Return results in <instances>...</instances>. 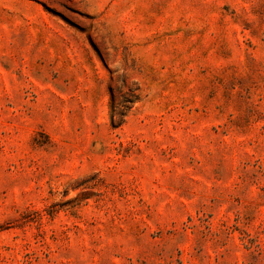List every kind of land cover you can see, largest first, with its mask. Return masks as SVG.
<instances>
[{
    "label": "rangeland",
    "instance_id": "1",
    "mask_svg": "<svg viewBox=\"0 0 264 264\" xmlns=\"http://www.w3.org/2000/svg\"><path fill=\"white\" fill-rule=\"evenodd\" d=\"M0 264H264V0H0Z\"/></svg>",
    "mask_w": 264,
    "mask_h": 264
},
{
    "label": "trees",
    "instance_id": "2",
    "mask_svg": "<svg viewBox=\"0 0 264 264\" xmlns=\"http://www.w3.org/2000/svg\"><path fill=\"white\" fill-rule=\"evenodd\" d=\"M109 99H110V108H111V125L114 128L120 127L124 123L125 119V112L122 111V108H126L125 103L129 102L125 99L124 96H120L119 98L116 97L115 91L113 87H109ZM133 103V102H132Z\"/></svg>",
    "mask_w": 264,
    "mask_h": 264
}]
</instances>
